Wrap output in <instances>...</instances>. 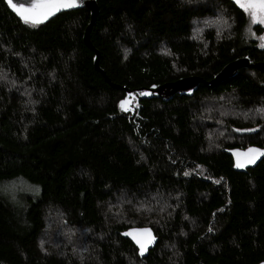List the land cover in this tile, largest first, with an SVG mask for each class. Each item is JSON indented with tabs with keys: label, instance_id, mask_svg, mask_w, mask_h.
I'll return each mask as SVG.
<instances>
[{
	"label": "trees",
	"instance_id": "1",
	"mask_svg": "<svg viewBox=\"0 0 264 264\" xmlns=\"http://www.w3.org/2000/svg\"><path fill=\"white\" fill-rule=\"evenodd\" d=\"M97 4L89 39L103 73L83 40L87 8L33 25L0 0V182L39 190L23 205L0 195V264L264 262V157L236 171L227 153L264 148V69L168 99L144 90L264 61V24L247 31L245 0ZM210 103L246 114L224 119L231 141L209 139ZM53 211L85 251L44 242ZM133 226L157 237L144 257L121 235Z\"/></svg>",
	"mask_w": 264,
	"mask_h": 264
},
{
	"label": "water",
	"instance_id": "2",
	"mask_svg": "<svg viewBox=\"0 0 264 264\" xmlns=\"http://www.w3.org/2000/svg\"><path fill=\"white\" fill-rule=\"evenodd\" d=\"M4 1L11 12H13L19 18L23 19L22 15L13 8L12 4L9 3V0H4ZM12 3L16 5V9H20L22 12L23 9L31 8L32 4L35 3V0H12ZM79 8H87L89 10L90 22L85 30L83 40L89 48L94 50L95 52L94 65L97 70L103 73L98 66V58H99L98 51L93 48V45L91 44V41L89 39V33L91 27L93 26L98 13L97 0H77V6L72 8L61 9L60 11L55 12L54 15H51L48 19L44 21L53 18L60 12L79 9ZM29 14L30 13L27 12L23 13V15H29ZM249 66H254L259 69H264V61L251 62L248 57H240L226 64L212 79L206 80L202 77L191 75L188 77L179 78L172 82L164 83L162 85L149 87L144 90H146L151 95L162 96L163 98L168 99L176 93L188 94L192 92L198 87V85L201 82H203L207 86H213L215 84H218L221 81L233 76L240 68L249 67ZM106 80L108 83H110L108 79ZM130 93L131 90L126 89V98L130 95ZM250 150H255V151H250ZM227 153L232 157L234 170L245 171L247 168L254 167L264 157V155L260 154V153H264V148H260L257 146H248L245 148H232V149H228ZM253 157H255V161L253 163H249L248 161ZM238 164H243L244 166L238 167L237 166ZM121 235L132 241V243L136 246L137 253L140 257L146 256L148 254L149 249L152 248L157 241V237L155 236L153 229L149 226L129 227L126 230L122 231ZM137 241H139V243ZM141 244H144L146 246V250L143 252V254H141V247H140ZM258 264H264V262H260Z\"/></svg>",
	"mask_w": 264,
	"mask_h": 264
},
{
	"label": "rangeland",
	"instance_id": "3",
	"mask_svg": "<svg viewBox=\"0 0 264 264\" xmlns=\"http://www.w3.org/2000/svg\"><path fill=\"white\" fill-rule=\"evenodd\" d=\"M249 20V27L247 31H250L251 25H253L252 17L249 13V10H246ZM201 23H198L197 25H200ZM206 24V25H205ZM205 26H209L210 23H205ZM197 31V26H196ZM249 35L252 36L251 33ZM255 38H258V36H255ZM225 103V102H223ZM207 107H210V115H209V121L215 126V134H211L209 137L210 140L213 138L218 137H224L228 138L229 141L232 139V135L227 134L224 126V119L230 118V117H236L237 116H245V113L237 112L234 113L230 112L229 110L221 108V105H216L215 103H210ZM255 125H258V122L261 121V118L257 115L252 114V118L250 120ZM218 135V136H217ZM39 190L36 186L22 180V179H13L9 181L0 182V195L3 196L5 199L10 201L11 203L17 204V205H23L25 204V201L28 198H33L38 194ZM166 198L155 196V199L152 202H161L162 204L165 202L166 207H170L173 203H176L175 199H169L168 201L165 200ZM147 208V207H144ZM45 243L47 244L50 242V244L53 246L54 249H60L63 245V241H67L69 243H73V249L76 253L79 251L83 252L86 250L82 249V241L78 237L79 232H74L71 230H68L64 227L60 226V217L57 211H53L50 214V221L48 222V226L45 230ZM81 249V250H78Z\"/></svg>",
	"mask_w": 264,
	"mask_h": 264
},
{
	"label": "snow or ice",
	"instance_id": "4",
	"mask_svg": "<svg viewBox=\"0 0 264 264\" xmlns=\"http://www.w3.org/2000/svg\"><path fill=\"white\" fill-rule=\"evenodd\" d=\"M9 3L12 4L13 8L22 15L25 23H32L33 25L39 24L44 20L48 19L51 15H54L55 12L60 11L64 8H72L77 6V0H35V3L32 4V7L29 9H23L22 12L20 9H16V5L12 3V0H9ZM245 6L244 4L241 5ZM247 10L252 17L253 23L259 22L264 24V0H246ZM24 12L30 13L29 15H23ZM264 47V44L261 45ZM128 102H122L121 107L125 108V105ZM126 110V108H125ZM255 151V150H250ZM264 155V153H260ZM255 157L250 159L248 162L253 163ZM238 167H243V164H238ZM139 243V241H137ZM141 254L146 250L144 244L140 245Z\"/></svg>",
	"mask_w": 264,
	"mask_h": 264
}]
</instances>
